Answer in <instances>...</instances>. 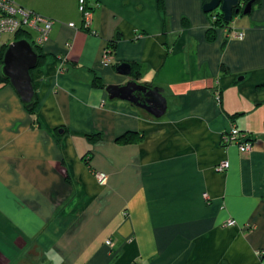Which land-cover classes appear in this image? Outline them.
<instances>
[{
  "label": "crops",
  "instance_id": "0c3cea01",
  "mask_svg": "<svg viewBox=\"0 0 264 264\" xmlns=\"http://www.w3.org/2000/svg\"><path fill=\"white\" fill-rule=\"evenodd\" d=\"M93 1L94 32L78 0L16 1L54 22L37 112L0 83V264H264V0L235 21L242 39L213 41L201 0ZM131 79L162 89L163 115L109 98ZM232 126L250 151L222 143Z\"/></svg>",
  "mask_w": 264,
  "mask_h": 264
},
{
  "label": "water",
  "instance_id": "95a60500",
  "mask_svg": "<svg viewBox=\"0 0 264 264\" xmlns=\"http://www.w3.org/2000/svg\"><path fill=\"white\" fill-rule=\"evenodd\" d=\"M240 0H208L202 4V10L207 13L218 7L223 14L224 22H230L233 13L238 12ZM253 0H249L243 13H250ZM39 55L34 50L31 41L19 38L7 44L2 56L1 75L6 78L15 90L23 105H30L35 96L31 70L38 65ZM132 65L129 62H118L115 72L119 75L131 74ZM106 91L110 99L129 101L152 114L155 117L163 115L166 109V98L159 87H151L137 83L134 79L124 84H109Z\"/></svg>",
  "mask_w": 264,
  "mask_h": 264
},
{
  "label": "built area",
  "instance_id": "2783aa9c",
  "mask_svg": "<svg viewBox=\"0 0 264 264\" xmlns=\"http://www.w3.org/2000/svg\"><path fill=\"white\" fill-rule=\"evenodd\" d=\"M97 5L98 3L96 1L88 2L87 0H78V10L81 14L82 28L88 32H94L91 28V23L93 11ZM53 22V19L24 8L17 4L15 0H0V40L1 33L3 32L13 34L17 31H27L33 42L42 46L49 38V32ZM69 25L72 27L75 26L73 22H70ZM33 30H37L38 33H36V36H33ZM232 37H237L239 39L244 37L243 29L234 33ZM111 59V50L107 47L104 49L102 61L107 64L111 62ZM56 70L58 73L65 70L63 60L58 63ZM215 98L218 102L220 101L219 94H216ZM222 143L224 145L235 144L241 152H248L252 147V138L248 132L239 129L237 126H232L229 131L222 134ZM228 167L229 161L224 159L216 164L215 169L217 171H224ZM94 175L99 184H103L106 181L105 173L95 171ZM226 224L229 226L235 225L236 221L234 219H228ZM106 243L110 245V239H108Z\"/></svg>",
  "mask_w": 264,
  "mask_h": 264
},
{
  "label": "trees",
  "instance_id": "16d2710c",
  "mask_svg": "<svg viewBox=\"0 0 264 264\" xmlns=\"http://www.w3.org/2000/svg\"><path fill=\"white\" fill-rule=\"evenodd\" d=\"M87 1L88 2H91L93 0H87ZM164 1L165 0H158V8L163 13L165 11ZM201 1H202V4H203V3L207 2L208 0H201ZM244 1L245 2L247 1L248 2L249 0H244ZM260 3H261V0H254L253 1V4H252V8H254L255 6L260 5ZM234 14L235 13H233V16H232V19H231L230 22H224L223 14L221 13V11H218V12H213V11L212 12H207L206 15L209 18L210 25H209V27L207 28V30L205 32L206 39L208 41H213L215 39V37H216V31H217V29L223 28V27H226V26H231L232 25L233 18H234ZM18 34L19 35L16 36L18 38H27V39H30L29 33L27 31L26 32L25 31H19ZM30 41H31V43L33 45L34 50L39 55L38 64H41L43 62L44 58H45V54L42 53V46L41 45H37L31 39H30ZM111 46H112V44H111ZM3 47H4V44H2L0 46V51H1L0 52V67H1V64H2V51H3L2 48ZM110 50H111V48H110ZM131 74H133L134 77H137V75L139 74L138 64L137 63H133L132 64ZM0 77H3L1 75V71H0ZM3 79H5V78L3 77ZM96 81H97L98 84H100L97 79H96ZM24 106L29 111V113H32V114L33 113H36L37 112V98H36V95L34 96L33 102L30 105H24ZM134 134H135V132H133V131H126L124 134L118 136L116 140L119 141V142H123V143L130 142L131 140H134L135 139L134 138ZM99 137H100L99 133H95V135L94 134L87 135V139L92 140V141L97 140V138H99Z\"/></svg>",
  "mask_w": 264,
  "mask_h": 264
},
{
  "label": "rangeland",
  "instance_id": "374dc122",
  "mask_svg": "<svg viewBox=\"0 0 264 264\" xmlns=\"http://www.w3.org/2000/svg\"><path fill=\"white\" fill-rule=\"evenodd\" d=\"M15 1H17V0H15ZM36 1H40V0H36ZM202 2V1H201ZM25 8H27V9H29L28 7H26L25 6ZM243 9V8H242ZM242 9H240L239 11H238V13H235L234 14V18H233V23H232V25L231 26H226V27H223V28H219V30H221L222 32H224L225 33V35L227 34V36H233V34L234 33H236L237 31H239V30H242V28H237L238 27V25L237 24H240V23H242V19L243 18H245V17H247V15H249L248 13H246V14H243V10ZM218 11H220V7H218L217 9H215V10H213V12H218ZM212 12V11H211ZM35 13H37V12H35ZM37 14H39V13H37ZM206 14V13H205ZM39 15H41V14H39ZM208 20H209V18H208ZM235 21L237 22V24H235L234 25V23H235ZM209 22V25H210V21H208ZM207 30V29H206ZM86 31V30H85ZM18 32L19 31H17L16 33H6V32H3V33H1L2 35H1V40H0V46H1V44L2 43H4V47L2 48L3 49V51H2V56H3V52L5 51V49H6V47H7V44L8 43H10V42H12V41H14L16 38L17 39H19L18 37H16V36H18L19 34H18ZM36 33H38L37 32V30H33V32H32V34H33V36H36ZM30 35V34H29ZM243 38V37H242ZM242 38H240V39H242ZM30 39L32 40V38H31V36H30ZM30 39H28L29 41H30ZM236 39H239V38H237L236 37ZM46 42V41H45ZM6 45V46H5ZM108 47V46H107ZM109 48V47H108ZM1 49V50H2ZM1 52V51H0ZM60 61H61V59H59ZM59 61V62H60ZM0 83H6V84H9V82H8V80H6V78L5 79H3V77H0ZM10 85V84H9Z\"/></svg>",
  "mask_w": 264,
  "mask_h": 264
},
{
  "label": "flooded vegetation",
  "instance_id": "af4514ba",
  "mask_svg": "<svg viewBox=\"0 0 264 264\" xmlns=\"http://www.w3.org/2000/svg\"><path fill=\"white\" fill-rule=\"evenodd\" d=\"M254 1V0H253ZM246 3H247V1L245 2L244 0H240V3H239V5L237 6L238 7V11L240 10V9H242V10H244V8H245V5H246ZM253 4V3H252ZM253 10V8L251 7V11ZM251 11H250V13H251ZM243 12V11H242ZM235 13V12H234ZM236 13H238V12H236ZM250 13H248V14H250ZM244 14V13H243ZM233 23V22H232ZM237 28H240V27H237ZM243 29V28H242ZM244 31V30H243ZM105 48H107V47H105Z\"/></svg>",
  "mask_w": 264,
  "mask_h": 264
},
{
  "label": "bare ground",
  "instance_id": "6f19581e",
  "mask_svg": "<svg viewBox=\"0 0 264 264\" xmlns=\"http://www.w3.org/2000/svg\"><path fill=\"white\" fill-rule=\"evenodd\" d=\"M104 52V51H103ZM107 241V240H106Z\"/></svg>",
  "mask_w": 264,
  "mask_h": 264
}]
</instances>
